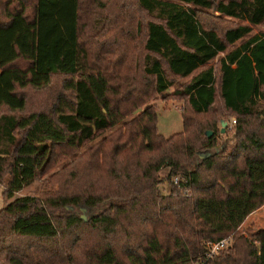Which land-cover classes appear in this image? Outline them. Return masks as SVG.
<instances>
[{"label":"trees","instance_id":"obj_1","mask_svg":"<svg viewBox=\"0 0 264 264\" xmlns=\"http://www.w3.org/2000/svg\"><path fill=\"white\" fill-rule=\"evenodd\" d=\"M263 22L264 0H0V264H259ZM186 76L164 136L149 100ZM217 99L233 144L197 157Z\"/></svg>","mask_w":264,"mask_h":264},{"label":"rangeland","instance_id":"obj_2","mask_svg":"<svg viewBox=\"0 0 264 264\" xmlns=\"http://www.w3.org/2000/svg\"><path fill=\"white\" fill-rule=\"evenodd\" d=\"M259 30H264V22L259 24H251V32H256ZM239 41H236L237 44ZM229 48V47H228ZM216 60L213 58L209 63H212ZM195 72V71H194ZM193 72V73H194ZM189 76L179 78L172 86H170L166 91L162 93H158L153 98L149 100L150 103H153L156 109V128L158 132L164 136H167L175 131L181 129V116L179 109L183 105V99H174L167 97L168 93L172 92V89L177 87L181 82L185 81ZM59 78L55 77L52 81L47 84L45 87H42V91L37 94L32 95V99H40V98H50L56 92V87L59 84ZM31 98V97H30ZM48 100V99H47ZM216 109H220L216 112L215 115V123L214 128L217 130V145L213 148L204 149L202 151L197 152V157L205 156L212 151L218 150L223 145L231 146L233 144V124L235 122V117L232 114H229L223 111L220 108V104L218 99L214 104ZM259 108H264V100L259 102ZM141 107L138 108V110ZM216 111V110H215ZM135 112V111H134ZM259 117V116H258ZM105 130L102 134L109 131ZM97 137L94 139L96 140ZM94 140L90 141L93 142ZM83 147H80L76 150L75 153L80 151ZM54 167H52L53 169ZM167 170L166 165H162L158 174L160 176L164 175ZM50 171V169L48 170ZM43 183L41 180V176L32 181L30 184L24 186L20 191H16L15 195H19L27 192H34L40 188H43ZM159 187L161 190L165 191L167 188V184L165 181L159 183ZM2 188L0 187V207L8 201V199H4L1 194ZM78 214L84 218H87L91 214V210L89 208L84 209H76ZM239 229L244 233H256L260 237V261L259 264H264V202L259 205L257 208L249 212L243 221L239 225ZM227 242V241H226Z\"/></svg>","mask_w":264,"mask_h":264},{"label":"built area","instance_id":"obj_3","mask_svg":"<svg viewBox=\"0 0 264 264\" xmlns=\"http://www.w3.org/2000/svg\"><path fill=\"white\" fill-rule=\"evenodd\" d=\"M173 180H177V175L173 176ZM227 241V237H223V238H220L216 241H213V242H209L208 243V251L207 253H211L215 250H217L218 248H220L224 243H226ZM192 264H203V261L200 259H198L197 261H194Z\"/></svg>","mask_w":264,"mask_h":264},{"label":"water","instance_id":"obj_4","mask_svg":"<svg viewBox=\"0 0 264 264\" xmlns=\"http://www.w3.org/2000/svg\"><path fill=\"white\" fill-rule=\"evenodd\" d=\"M207 134H210V131H206Z\"/></svg>","mask_w":264,"mask_h":264},{"label":"crops","instance_id":"obj_5","mask_svg":"<svg viewBox=\"0 0 264 264\" xmlns=\"http://www.w3.org/2000/svg\"><path fill=\"white\" fill-rule=\"evenodd\" d=\"M0 187L2 188V185L0 184Z\"/></svg>","mask_w":264,"mask_h":264}]
</instances>
